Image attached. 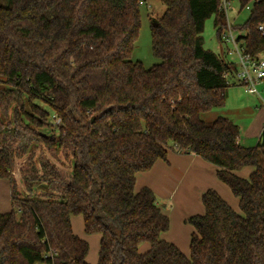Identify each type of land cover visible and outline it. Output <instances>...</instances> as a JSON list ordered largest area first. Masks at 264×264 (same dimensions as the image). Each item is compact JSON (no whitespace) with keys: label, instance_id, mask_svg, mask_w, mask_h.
<instances>
[{"label":"trees","instance_id":"16d2710c","mask_svg":"<svg viewBox=\"0 0 264 264\" xmlns=\"http://www.w3.org/2000/svg\"><path fill=\"white\" fill-rule=\"evenodd\" d=\"M141 1L0 4V106L26 96L41 114H13L17 131L36 143L31 150L17 135L0 139V180L10 182L13 205L0 212V264H88L75 216L86 235L101 236L98 264H264V128L257 146L243 147L230 119L202 120L226 106L233 84L224 74L237 71L204 46L209 19L220 43L228 30L223 0H159L167 10L152 19L151 34L161 63L150 69L131 60ZM233 1L240 12L250 7L231 28L244 32L239 40L256 57L264 52V0ZM36 101L54 111L56 130L47 132L50 114ZM169 151L215 166L239 200L241 214L215 190L203 194L205 213L186 221L195 229L190 257L162 239L170 219L155 193L136 191L137 175ZM244 168L254 169L247 179L236 174Z\"/></svg>","mask_w":264,"mask_h":264},{"label":"rangeland","instance_id":"374dc122","mask_svg":"<svg viewBox=\"0 0 264 264\" xmlns=\"http://www.w3.org/2000/svg\"><path fill=\"white\" fill-rule=\"evenodd\" d=\"M143 5L140 6L141 13V30L139 34L138 41L135 45L132 61L133 62H141L146 69H150L155 65L161 63V60L156 58L152 53V34H151V22L152 19L158 20L163 17L166 12V6L162 4L159 0H142ZM7 0H0V4L6 5ZM249 17V10H245L240 12V6L237 1H231L229 5L228 11V19L229 23L237 27L243 24ZM233 34L235 37H240L244 35V32L233 30ZM204 46L206 49L213 51L216 54H219L225 61H236L235 55H229V50L233 51V46L226 42H219L217 39V30L214 26V18L209 19L206 22L205 31H204ZM6 86L0 83V90H6ZM15 98V102L12 100ZM11 103L8 108L0 106V139L7 136L17 135L20 140L21 148L28 147L29 149L34 147L36 143L31 142L32 137L27 135L24 131H17L14 123V116L16 110L21 109V107H25L28 110L33 118L39 119L41 118L40 111L31 110L28 106V97L26 96H17L12 95ZM38 106L42 108V110L48 112L49 118L47 121L42 119V122L48 126L46 129L47 132L51 130H56L58 125V120L55 117L54 111L44 103L40 101H36ZM7 111L8 118H5V112ZM220 117H225L233 121L236 125L240 127V144L243 147H255L259 142V137L261 131L264 127V95L263 98L255 97L252 95H248L245 93L243 88L239 86V84L233 80V86L230 87L227 91V102L226 106L221 109H215L210 113L204 114L202 116V120L206 123H212ZM20 126L23 127V124L27 122L24 116L21 117ZM31 148V149H32ZM30 149V150H31ZM251 168H244L243 170H248ZM241 170V171H243ZM252 170V169H251ZM239 172H236L239 176ZM18 179L19 175H16ZM249 177V176H248ZM247 177V178H248ZM243 178V177H242ZM244 178V179H247ZM8 183L9 181L6 180ZM37 194H41L43 189L37 190ZM234 198V197H233ZM235 199V198H234ZM237 199V198H236ZM158 203H160L158 201ZM239 214H241L239 208L236 210ZM74 229L75 232L81 239L89 242V254L87 257L88 264H97L98 263V249L101 236L100 235H85L82 232L83 222L81 216H75L74 219ZM144 246L149 247V243H143L140 246V251L144 252Z\"/></svg>","mask_w":264,"mask_h":264},{"label":"crops","instance_id":"0c3cea01","mask_svg":"<svg viewBox=\"0 0 264 264\" xmlns=\"http://www.w3.org/2000/svg\"><path fill=\"white\" fill-rule=\"evenodd\" d=\"M251 169L240 171L239 177L247 178L254 171ZM144 187L155 193L159 206L170 219V229L162 235V239L176 245L187 257L191 254V238L195 229L186 221L205 213L202 203L204 193L215 190L234 210L239 208V200L233 196L228 186L218 180L216 167L194 155H180L169 151L166 161L159 160L150 171L137 175L136 191L139 192ZM12 208L10 182L0 180V212L9 213ZM73 219L74 217L71 220L72 229L78 236ZM82 222V232L86 235L83 217ZM150 248L149 244V247L144 246V252L140 248L139 251L146 254Z\"/></svg>","mask_w":264,"mask_h":264},{"label":"built area","instance_id":"2783aa9c","mask_svg":"<svg viewBox=\"0 0 264 264\" xmlns=\"http://www.w3.org/2000/svg\"><path fill=\"white\" fill-rule=\"evenodd\" d=\"M231 1L223 0V10L228 19L229 5ZM143 5V1L140 2ZM250 10V7L247 8ZM228 30L223 35V42L230 43L234 50H229V55H235L236 61H228L229 64L235 65L237 71L232 75L230 72L224 74V78L233 84L235 80L248 95L263 98L264 95V52L254 57L246 51L243 41L240 37H235L233 29L228 19ZM260 30H263L261 27ZM60 120H58V124Z\"/></svg>","mask_w":264,"mask_h":264}]
</instances>
